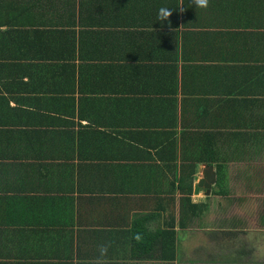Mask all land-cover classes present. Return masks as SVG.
<instances>
[{"label":"crops","instance_id":"1","mask_svg":"<svg viewBox=\"0 0 264 264\" xmlns=\"http://www.w3.org/2000/svg\"><path fill=\"white\" fill-rule=\"evenodd\" d=\"M255 247L264 0H0V264H256Z\"/></svg>","mask_w":264,"mask_h":264},{"label":"water","instance_id":"2","mask_svg":"<svg viewBox=\"0 0 264 264\" xmlns=\"http://www.w3.org/2000/svg\"><path fill=\"white\" fill-rule=\"evenodd\" d=\"M215 181V173L211 166L207 165L206 170L203 171L201 179L193 185V193L196 194L198 190H202L204 194H209L211 186Z\"/></svg>","mask_w":264,"mask_h":264},{"label":"trees","instance_id":"3","mask_svg":"<svg viewBox=\"0 0 264 264\" xmlns=\"http://www.w3.org/2000/svg\"><path fill=\"white\" fill-rule=\"evenodd\" d=\"M194 174V173H193ZM192 173L191 174H189L188 176H187V182L189 183V189H187L188 190V193H191V191H192V181H193V178H194V175H193ZM184 179H186L185 178V176L183 177V175H180V182H182ZM160 234H161V232H159ZM173 246L171 245V253H170V255H165V253L163 254H161L159 257H166V258H174V252H173ZM255 249H256V254L253 256V258H254V261H252V262H255L256 264H264V261H263V258L261 257V256H264V253L260 250V248L259 247H255ZM145 256H149V257H152V255H150V254H147V255H145ZM246 256V255H245ZM248 259V258H247Z\"/></svg>","mask_w":264,"mask_h":264},{"label":"clouds","instance_id":"4","mask_svg":"<svg viewBox=\"0 0 264 264\" xmlns=\"http://www.w3.org/2000/svg\"><path fill=\"white\" fill-rule=\"evenodd\" d=\"M195 3L200 8H206L207 5H208V0H195ZM167 15H168V13L165 12L164 16L161 17V19H166L167 18Z\"/></svg>","mask_w":264,"mask_h":264},{"label":"rangeland","instance_id":"5","mask_svg":"<svg viewBox=\"0 0 264 264\" xmlns=\"http://www.w3.org/2000/svg\"><path fill=\"white\" fill-rule=\"evenodd\" d=\"M257 175V173H253V177L254 178H260L261 179V176H256ZM256 176V177H255ZM249 181L251 182L252 181V178L251 177H249ZM251 185H253V186H255V187H258V185H259V183H256V185H255V183L254 182H252L251 183ZM222 201V200H221ZM262 258H263V261H264V256H261Z\"/></svg>","mask_w":264,"mask_h":264}]
</instances>
